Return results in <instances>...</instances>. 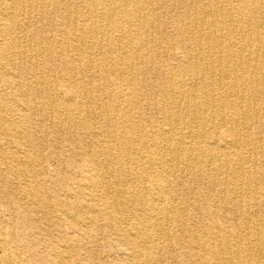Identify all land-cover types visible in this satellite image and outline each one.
Masks as SVG:
<instances>
[{"label":"bare ground","instance_id":"bare-ground-1","mask_svg":"<svg viewBox=\"0 0 264 264\" xmlns=\"http://www.w3.org/2000/svg\"><path fill=\"white\" fill-rule=\"evenodd\" d=\"M0 208V264H264V0H0Z\"/></svg>","mask_w":264,"mask_h":264},{"label":"rangeland","instance_id":"rangeland-1","mask_svg":"<svg viewBox=\"0 0 264 264\" xmlns=\"http://www.w3.org/2000/svg\"><path fill=\"white\" fill-rule=\"evenodd\" d=\"M4 209L3 208H0V212H2ZM236 222V220H234V219H231L230 220V223H235ZM95 252L96 253H98L99 255H100V260H102L103 262H105L106 261V258H107V256H108V254L105 252V251H103L102 249H99V247H97L96 249H95ZM102 261H100V263H103ZM162 264H176V263H174V262H171V261H165L164 263H162Z\"/></svg>","mask_w":264,"mask_h":264}]
</instances>
